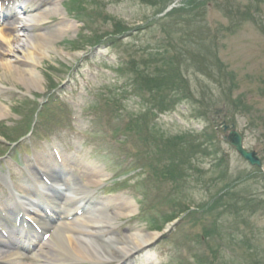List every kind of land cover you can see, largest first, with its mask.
Masks as SVG:
<instances>
[{
	"label": "rangeland",
	"instance_id": "rangeland-1",
	"mask_svg": "<svg viewBox=\"0 0 264 264\" xmlns=\"http://www.w3.org/2000/svg\"><path fill=\"white\" fill-rule=\"evenodd\" d=\"M45 9L52 46L38 64H17L34 80L16 84L1 70L20 53L0 61V204L26 202L21 186L46 189L35 159L56 152L54 193L87 196L82 214L100 222L78 228L156 235L125 264H264V0H52ZM23 36L11 32L10 44ZM144 75L157 82L146 86ZM181 76L187 99L154 108L171 105ZM222 123L260 169L223 139Z\"/></svg>",
	"mask_w": 264,
	"mask_h": 264
},
{
	"label": "bare ground",
	"instance_id": "bare-ground-1",
	"mask_svg": "<svg viewBox=\"0 0 264 264\" xmlns=\"http://www.w3.org/2000/svg\"><path fill=\"white\" fill-rule=\"evenodd\" d=\"M50 3L52 0H27L21 6L14 7L0 2V24L4 25L0 28V61L4 56L21 54L8 65H1L5 68L1 70L9 75L11 82L28 84L34 80L31 69L20 70L17 64L26 67L38 64L42 50L47 45L52 46L50 37H54L55 33L48 38L46 34H41L44 22L48 19L45 8ZM18 28L23 32L24 40L17 38L10 44L9 34ZM54 158L48 153L38 156L34 163L37 170L53 184L58 179L59 166L54 163ZM60 159V163L65 165L62 162L64 157L60 156ZM18 191L28 199L27 203H18L13 199V204L6 203L0 207V264H107L111 261L125 264L132 252L147 245L156 236L134 238L125 235L115 238L106 237L107 231L89 232L78 226L96 228L100 222H92L82 214L80 204L87 196L79 199V194H74V197L59 200L58 196L49 195L34 184L31 187L21 186ZM40 204L50 209L49 216L38 210ZM126 204L125 209H130V205ZM34 228L48 235L44 243ZM3 232L6 237L2 235ZM14 239L20 241L14 244ZM22 248L23 253L14 251ZM31 249H35L33 254H27Z\"/></svg>",
	"mask_w": 264,
	"mask_h": 264
},
{
	"label": "trees",
	"instance_id": "trees-1",
	"mask_svg": "<svg viewBox=\"0 0 264 264\" xmlns=\"http://www.w3.org/2000/svg\"><path fill=\"white\" fill-rule=\"evenodd\" d=\"M157 54H160L161 53V51H158V52H156ZM164 68H165V72H166V74H175V72L174 71H172V69H170L168 66L167 67H165L164 66ZM160 70V71H159ZM160 72V73H159ZM174 72V73H173ZM159 73V74H158ZM140 74H146L145 73V71H141L140 72ZM156 74H158L157 76H160V74H162V69H155L153 72H152V75H153V77H155L156 78ZM178 74V73H177ZM179 77H180V74L178 75ZM144 77H145V75H144ZM144 77H143V79H144ZM155 78H152V79H149V78H147V77H145V79L147 80L145 83L147 84L146 86H148L149 85V87L151 86V84L150 83H156L157 82V80L155 79ZM221 78H223V76H221ZM158 79V78H157ZM145 83L143 82V85H145ZM177 85V84H176ZM218 85L220 86V87H223V84H222V81H221V79H220V81H218ZM156 86H158V85H156ZM141 88V86L139 87V89ZM229 88V87H228ZM227 88V89H228ZM138 89V90H139ZM156 90H155V97L156 98H158L159 96H160V92H161V89L163 90V88H161V86H159V87H156L155 88ZM169 94H171V98H173V99H171V101H173V102H170V104L171 105H166V102H165V100H163V101H157V103H156V105L154 106V108H156V109H158L159 111H161V110H168V108H170L171 106H174V104L176 103L175 102V100H177L178 102L179 101H182V100H184V99H187V97L185 98V96H186V94L187 93H189V91H188V88H187V85H186V82L182 79V76H181V79H180V84H178L175 88H170L169 89ZM228 92L230 93V90H228ZM223 93H224V91H223ZM178 97V99H175V98H177ZM237 101H239V100H237ZM175 102V103H174ZM240 102V101H239ZM241 104V103H240ZM239 104V105H240ZM238 105V106H239ZM233 107H235V106H233ZM178 145H180V146H184V143L183 142H181V143H179Z\"/></svg>",
	"mask_w": 264,
	"mask_h": 264
},
{
	"label": "water",
	"instance_id": "water-1",
	"mask_svg": "<svg viewBox=\"0 0 264 264\" xmlns=\"http://www.w3.org/2000/svg\"><path fill=\"white\" fill-rule=\"evenodd\" d=\"M230 127L222 124V129L224 133H227V130ZM233 128V127H231ZM225 141L234 148L235 152L245 160L250 166L261 168V160L257 153L255 152H248L244 149L242 144V137L241 135L236 132L235 130H230L226 136L223 137Z\"/></svg>",
	"mask_w": 264,
	"mask_h": 264
}]
</instances>
